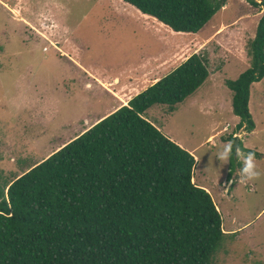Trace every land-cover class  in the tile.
Instances as JSON below:
<instances>
[{
    "label": "rangeland",
    "instance_id": "rangeland-1",
    "mask_svg": "<svg viewBox=\"0 0 264 264\" xmlns=\"http://www.w3.org/2000/svg\"><path fill=\"white\" fill-rule=\"evenodd\" d=\"M226 2L194 34L171 35L122 0H0V185L126 104L117 88L138 68L164 54L175 65L198 54L208 76L197 90L172 110L154 104L143 115L196 159L192 180L210 193L226 232L212 264H264V77L250 85L251 131L235 127L225 84L250 66L264 10ZM228 136L235 151L238 141L259 153V179L239 184L236 155L223 164L216 156Z\"/></svg>",
    "mask_w": 264,
    "mask_h": 264
},
{
    "label": "trees",
    "instance_id": "trees-1",
    "mask_svg": "<svg viewBox=\"0 0 264 264\" xmlns=\"http://www.w3.org/2000/svg\"><path fill=\"white\" fill-rule=\"evenodd\" d=\"M123 1L171 28V35L194 34L226 4ZM248 1L264 10V0ZM248 53L250 66L225 84L240 118L235 127L251 131L250 85L264 77V12ZM207 76L204 59L190 55L127 104L4 181L0 264H212L226 232L210 193L192 180L196 159L143 115L154 104L172 110ZM227 138L232 162L236 138Z\"/></svg>",
    "mask_w": 264,
    "mask_h": 264
},
{
    "label": "crops",
    "instance_id": "crops-1",
    "mask_svg": "<svg viewBox=\"0 0 264 264\" xmlns=\"http://www.w3.org/2000/svg\"><path fill=\"white\" fill-rule=\"evenodd\" d=\"M123 1V0H122ZM124 3H127V2H125V1H123ZM130 4V3H129ZM226 6L228 5V2H226V4H225ZM136 8V7H135ZM225 8V6L223 7V9ZM138 9L136 8V11H137ZM219 11V10H218ZM220 11H222L221 9H220ZM138 12H141L140 10L138 11ZM141 15V14H140ZM142 16V15H141ZM142 17H145V16H142ZM146 20H148L147 18H146ZM150 20H152V22L153 21H155V20H153V19H150ZM221 22V21H220ZM155 23L158 25V24H160V23H158V22H156L155 21ZM162 25V24H161ZM159 26V25H158ZM162 26H164V25H162ZM165 27H167V26H165ZM167 28H169V27H167ZM219 29V28H218ZM217 29V30H218ZM168 30H171V28H169ZM216 30V31H217ZM166 54H164V56L162 57V58H159V59H157V60H153L152 62H154V63H150V65H149V63L147 64V65H144V66H142L141 68H138V70L137 71H139V73L137 74V71H136V74H135V76L133 77V78H126V80L123 82V85H122V83H121V85H119L118 86V88H117V91H118V94L121 96V94H123L124 95V98H122V99H124V101H125V103L132 97V96H134L135 94H137V93H139L141 90H143L144 88H146L149 84H151V83H153V82H155V81H157L159 78H161L162 76H164L165 74L163 73V72H166V71H157V70H166L167 68H171L172 66H174L175 64H177V60H173V61H171V63L169 64L168 62H169V60H167L166 61ZM175 66H177V65H175ZM163 68V69H162ZM146 70H153V72L154 73H152L153 75H152V77H151V79L150 80H148V79H146V76H147V71ZM162 73V74H161ZM140 74V75H139ZM158 74H161V75H158ZM164 74V75H163ZM159 76V77H158ZM133 79H135V80H137V82L135 83V84H132V80ZM113 81V80H112ZM119 83V82H118ZM146 83H148V85H145ZM130 85V87H128ZM134 90H136V91H134ZM119 102H121L120 100H119ZM122 105V102L118 105V106H116L114 109L116 110L119 106H121ZM113 110V109H112ZM107 114V113H106ZM97 121H99V119H96V121L95 122H97ZM94 122V123H95ZM153 123V122H152ZM155 125V124H154ZM156 126V125H155ZM159 128V127H158ZM160 129V128H159ZM161 130V129H160ZM166 135V134H165ZM167 136V135H166ZM170 139H172V140H174L172 137H169ZM176 140H174V142H175ZM177 142V141H176ZM65 144V143H64ZM177 144H180L179 142H177ZM181 145V144H180ZM181 147H182V145H181ZM60 148V147H59ZM190 152H191V150H189ZM51 154V153H50ZM50 154H48V155H46L44 158H46V157H48Z\"/></svg>",
    "mask_w": 264,
    "mask_h": 264
},
{
    "label": "clouds",
    "instance_id": "clouds-1",
    "mask_svg": "<svg viewBox=\"0 0 264 264\" xmlns=\"http://www.w3.org/2000/svg\"><path fill=\"white\" fill-rule=\"evenodd\" d=\"M236 138H239L242 141V136H240L239 134L237 135ZM232 153H233V143L229 141L228 143L221 146V150L216 154V156L219 158V160L223 164V163H228L230 161ZM235 155L238 161L241 163V169H240V173L238 176L239 184H246L248 181L256 180L261 177L262 173L258 170L256 160H255V154L253 152L251 151L245 152L242 148L237 147L235 151Z\"/></svg>",
    "mask_w": 264,
    "mask_h": 264
},
{
    "label": "water",
    "instance_id": "water-1",
    "mask_svg": "<svg viewBox=\"0 0 264 264\" xmlns=\"http://www.w3.org/2000/svg\"><path fill=\"white\" fill-rule=\"evenodd\" d=\"M238 145V141H236V146Z\"/></svg>",
    "mask_w": 264,
    "mask_h": 264
},
{
    "label": "bare ground",
    "instance_id": "bare-ground-1",
    "mask_svg": "<svg viewBox=\"0 0 264 264\" xmlns=\"http://www.w3.org/2000/svg\"><path fill=\"white\" fill-rule=\"evenodd\" d=\"M119 82V81H118ZM96 123V122H95Z\"/></svg>",
    "mask_w": 264,
    "mask_h": 264
}]
</instances>
